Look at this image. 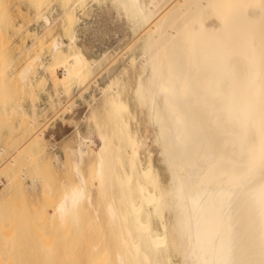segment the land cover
Returning <instances> with one entry per match:
<instances>
[{
  "label": "bare ground",
  "instance_id": "bare-ground-1",
  "mask_svg": "<svg viewBox=\"0 0 264 264\" xmlns=\"http://www.w3.org/2000/svg\"><path fill=\"white\" fill-rule=\"evenodd\" d=\"M63 1L61 13L54 9L58 18L52 11H38L36 32L46 33L60 20L63 33L53 36L47 56H33L19 71L26 104L21 98L0 108L2 116L19 120L18 136L26 131L25 120L29 129L37 128L55 107L53 86L35 101L40 82L46 87L54 80L70 91L72 85H88L102 65L101 58L89 59L91 50L85 47V53L80 44L85 12L78 13L88 2L110 4L125 21L124 31L138 35V54L125 56L121 73L107 77L100 97L90 95V105L83 98L92 111L91 123L67 150L70 167L60 153L53 155L55 168H69L74 179L51 215L68 237H76L68 245L79 244L97 227L114 246L108 244L110 250L103 252L99 243L93 254L90 249L93 264H174L175 259L180 264H264V0ZM126 88L132 90L134 113L128 98H122ZM135 113L151 130L150 144L157 145V163L164 169L154 165L147 138L132 130ZM37 181L32 179L28 189H36ZM72 258L80 264L79 257Z\"/></svg>",
  "mask_w": 264,
  "mask_h": 264
},
{
  "label": "rangeland",
  "instance_id": "rangeland-1",
  "mask_svg": "<svg viewBox=\"0 0 264 264\" xmlns=\"http://www.w3.org/2000/svg\"><path fill=\"white\" fill-rule=\"evenodd\" d=\"M90 2H88L86 5L87 7L85 6V9L82 12L79 11L80 14L78 13V15L82 14L83 16V12H85V26L81 30L82 33H80V44L83 45V50L85 53L87 52L85 47L88 48L89 51L91 50V53L87 55L88 57L90 56L89 59H99L100 61L101 58L100 63L103 66L100 64L99 68L97 66L98 69L96 68V73L94 76H92L94 78L91 79V82L95 81V84H98L99 82V86L95 84L92 85L93 83L91 84L90 82L88 85L81 87L72 85V88L68 87L70 88L69 91V89H65L61 84L57 83L56 85L54 80L50 81V83L53 85L49 83V86L46 85V87L44 86L45 82H40L33 93V97L36 96L35 101L39 103L41 101L40 97H42L47 92L45 89L51 90V87L53 86L51 91L55 99V107H53V105H51L50 108L48 107L49 109L47 110L46 116H43L41 119L42 121H40V125L38 124L36 126L38 129L34 128L36 130H34L32 127L30 130L26 126H29L28 121L25 120V124H23V127L26 129V131L24 130L25 132H23L25 135L20 134L21 136H18L19 133L16 131V123H18L16 121H19L18 119H15L16 121L9 120L8 117L2 116V114H0V150L3 148V150H5L4 152L6 153H4L5 155H3V157L0 154V264H69L68 261H70L71 255L74 258H72L73 260L78 257L80 258L81 256H86L84 257L85 260H88L89 264H93L94 262H91L93 259H90V257L93 255L90 256V254H93L92 252L94 248H101L102 245L99 246V243L103 244V248H101L103 252L104 250L108 252L107 249L110 250L108 248V244L111 243L104 241L106 236L104 237L102 234L103 232H99V234L98 231L100 230H96L99 235L96 234L97 236L94 239L96 232L95 228L97 227H93L92 231L90 230L91 227L88 225L87 226L90 227L89 230L86 227H84V229L86 228L88 231H92V234H90V232L84 233L83 229L84 234L82 236L89 233V244L86 241L89 240V235L88 237L86 235V237H81L79 241V244H82L80 242H83L82 240H84V245H79L77 243V245L75 244L72 247L74 243L72 244L71 242L70 248L68 244H70L72 236L68 237L64 231L58 228L51 219V215L56 205L61 200L65 188L74 184V179L69 168L66 172L55 168L53 164V155L61 150L64 154L62 158L65 164L67 167L68 165L70 167L71 160L67 150L74 148L77 145L78 132L86 131L87 127L89 126L88 123H91L92 111L89 109L91 102L90 100H92L91 96L96 94L97 97H100V88L104 87L106 83H108L109 79L113 78L111 77L112 75L117 76L119 73H121L118 70L123 67V62L127 61V58L129 59L135 53L138 54V52H136L137 50L135 49L138 35L134 36L132 32L126 33V31H124V28H126L124 24L125 21L123 22L122 19H118L117 14L113 11L114 9L110 7V4L105 3L104 5V3L100 4L94 1L91 3ZM63 5V0H0V108H2L3 105H7V107L10 108L11 106L15 105V103L19 102L21 98L22 100L23 98H27V94L23 92V90L21 91V86L18 80L19 71L33 56L37 54L47 56L49 54V43L51 42L52 38L63 33L60 20L56 21L55 25L50 28L51 30H46V33H44V30L36 32L35 28L37 27L36 29H38L37 24L39 21V24H41V20L39 19L40 17H37L38 11L41 9L42 12L52 11L54 12V17L58 18L57 15L58 13L62 12ZM109 8L112 10H109ZM54 9H57L58 13H56ZM33 30L35 32H33ZM37 33L42 34L38 41L36 40ZM124 33L127 35L125 34L126 36H124ZM116 37L119 38L117 39ZM109 46L112 47L110 48ZM101 53H103L102 55L104 57L101 56ZM125 56H127V58ZM106 73H108V75H105ZM109 73L113 74L109 75ZM57 76L59 78L63 77V69H58ZM104 78H107L106 81ZM102 81L105 83H102ZM97 86L99 89L96 88ZM84 87L87 88V91ZM77 88L79 90H77ZM128 88H126V90L124 89L122 98H128L127 102L130 104L132 112L134 113L135 108L133 106V102L131 101L132 94H128L131 93L130 91L132 90H129ZM75 89L77 91H74ZM61 92H64V94H60ZM85 96L87 98H85ZM90 97L91 99L88 100ZM23 101L26 104L27 99ZM59 104L60 106H57ZM66 106H71V109L68 107L66 108ZM68 111L71 112L69 113ZM62 116L64 117L62 118ZM141 117L143 116L141 114L139 115V113L135 117L137 121L139 119V123L136 122L134 118L131 119V124L135 120L131 126L133 128L132 130H138L139 136L142 134L141 137L147 138V143L151 147V158L154 162V165L158 168L160 167L164 169L161 164L157 163L161 158L159 157V150L156 144H150V142L153 140V135L152 133L150 134L151 130H147L143 126V118L141 120ZM106 118L107 117H105V120L108 122L109 120ZM103 119L104 116L101 118V120ZM101 122H104V120ZM137 126L139 127L137 128ZM39 132L42 134L41 138L38 137ZM28 133L32 135L29 134V136ZM23 136H25V139L20 141V138L22 140ZM31 137H33L34 140H31ZM41 139H44V141H41ZM35 143H38L37 146H35ZM128 152L130 151L128 150ZM141 158L145 161L147 156L143 154V156L141 155ZM35 177L38 180L37 188L34 189L35 191L29 190L28 188L32 183V179ZM103 227L100 229L105 228ZM86 229L85 231H87ZM103 231L106 232L107 228ZM100 235H103L102 237H104L102 238L103 242ZM66 236L68 237L67 240H65ZM107 236L108 240H111V238H109L110 235ZM73 238L76 239L75 236H73ZM84 238L88 239L85 240ZM97 238L99 241H95ZM91 240L97 243H94ZM76 246L79 248L77 249ZM105 246H107V248ZM112 246L109 247L112 249ZM81 247L85 251L80 249ZM70 249H73V251H71L73 254L69 252ZM76 249L79 251L81 250V252L78 251L77 253H80L81 256L77 257ZM74 250L76 252H74ZM89 250L91 252L90 254ZM86 251L88 252V255L87 253L84 255L85 253L83 252ZM74 253L76 257L74 256ZM42 255L43 258L48 257L49 259H42ZM67 255H70V257L68 258ZM65 256L67 259H62ZM81 258L75 260L76 263H78ZM84 258L79 261L80 264H88ZM71 262L74 264L73 261H70V264ZM173 263L180 264L176 259Z\"/></svg>",
  "mask_w": 264,
  "mask_h": 264
},
{
  "label": "crops",
  "instance_id": "crops-1",
  "mask_svg": "<svg viewBox=\"0 0 264 264\" xmlns=\"http://www.w3.org/2000/svg\"><path fill=\"white\" fill-rule=\"evenodd\" d=\"M59 153H60V154H59ZM58 154H59L61 157L64 156V154H63V152H62L61 150L58 152Z\"/></svg>",
  "mask_w": 264,
  "mask_h": 264
}]
</instances>
